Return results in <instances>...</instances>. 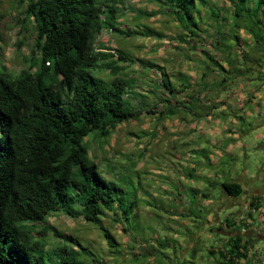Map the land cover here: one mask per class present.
<instances>
[{
	"label": "rangeland",
	"instance_id": "obj_1",
	"mask_svg": "<svg viewBox=\"0 0 264 264\" xmlns=\"http://www.w3.org/2000/svg\"><path fill=\"white\" fill-rule=\"evenodd\" d=\"M203 1L192 34L155 0H116L119 31L104 28L96 41L98 50L134 61L110 58L118 73L97 72L132 85L125 99L140 116L106 139L86 140L100 173L130 206L128 219L115 211L102 217L115 246L82 218L57 213L44 224L80 242L83 264H223L220 251L236 235L248 249L238 264H264L263 186L256 187L259 207L249 192L234 199L218 188L232 175L264 178V14L256 2L238 17L230 0ZM26 3L0 0L4 76H18L36 55ZM45 239L50 253L63 243L53 231Z\"/></svg>",
	"mask_w": 264,
	"mask_h": 264
},
{
	"label": "trees",
	"instance_id": "obj_2",
	"mask_svg": "<svg viewBox=\"0 0 264 264\" xmlns=\"http://www.w3.org/2000/svg\"><path fill=\"white\" fill-rule=\"evenodd\" d=\"M26 1L25 13L35 23L36 55L18 76L0 73V264H83L80 242L44 224L57 213L82 218L101 226L115 246L102 217L115 211L128 219L130 206L118 184L100 173L86 140L92 135L106 139L119 125L139 118L125 99L132 85L97 72L118 73L120 67L110 58L134 61L122 51L95 47L104 28L119 31L116 0ZM105 1L112 4L105 6ZM155 2L187 30L200 9L197 0ZM230 2L238 17L252 10L250 2L264 14V0ZM163 87L171 90L170 81L163 79ZM223 189L234 199L244 194L238 183H223ZM259 204L260 198L252 199L251 205ZM38 225H44L41 231ZM50 231L63 242L52 253L45 239ZM220 252L223 264H238L248 256L240 235Z\"/></svg>",
	"mask_w": 264,
	"mask_h": 264
},
{
	"label": "crops",
	"instance_id": "obj_3",
	"mask_svg": "<svg viewBox=\"0 0 264 264\" xmlns=\"http://www.w3.org/2000/svg\"><path fill=\"white\" fill-rule=\"evenodd\" d=\"M218 163H216L215 161H211L210 163V166H211V169L215 168V166L217 165ZM220 165V164H219ZM224 176V175H221L220 178ZM226 177V176H225ZM244 181H243V180ZM246 181V182H245ZM238 183L240 185H242L243 187V190H244V193L245 192H249L251 193V201L252 199L256 198V197H262L263 194H261V192H258L256 191V187L262 185L263 188H264V178L262 179L261 177H257V178H248V176L245 174H243L242 176H229L227 177V180L223 181L222 183L218 184V188L220 189V192H224V189H223V183ZM222 192V193H223ZM205 196V195H204ZM206 196H209V194H207ZM209 206L211 204H215L216 201H212L211 199L209 200ZM218 203V202H217ZM242 211V209H240ZM240 217V216H239ZM224 242L223 244L225 245L226 244V240L225 239H222Z\"/></svg>",
	"mask_w": 264,
	"mask_h": 264
}]
</instances>
